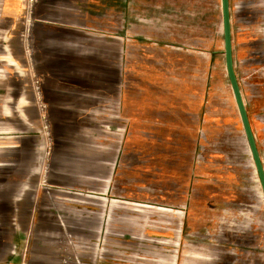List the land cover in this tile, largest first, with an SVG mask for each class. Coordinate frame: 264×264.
I'll use <instances>...</instances> for the list:
<instances>
[{"label": "crops", "instance_id": "0c3cea01", "mask_svg": "<svg viewBox=\"0 0 264 264\" xmlns=\"http://www.w3.org/2000/svg\"><path fill=\"white\" fill-rule=\"evenodd\" d=\"M203 1L201 8L200 0H191L192 28L200 27L201 17H207L208 25L212 21L214 28H223L222 1ZM109 2L0 0V264H135L130 252L119 248L124 236L105 226L118 230L120 225H131L134 212L124 210L135 205L168 209L163 202L168 198L169 182L175 186L171 191L182 198L190 180L192 235L198 237V246L202 238V247L207 249L203 255H193V264L200 259L211 263V250L229 239L216 232L217 201L212 198L209 166L195 162L197 131L214 113L205 106L210 93L206 86L215 79L205 57L175 62L181 66L178 72L169 71L163 58L145 57L143 67L129 74L133 82L127 91L111 96L108 102L119 110L117 117L122 122L118 128L125 133L111 139V144L119 145L114 157L118 166L115 162L110 174L97 168L91 175L102 182L99 191L92 194L89 187L56 182L51 179L54 170L41 168L39 136L33 130L39 129L41 114L50 106L41 84L62 70L59 66L66 61L65 47L55 46L53 40L60 29L86 33V28H92L89 22L101 18ZM200 8L207 15L200 16ZM229 12L234 70L247 106L264 70V0H229ZM158 42L159 38L152 41ZM222 54L231 87L224 36ZM191 63L197 66L194 76L201 81L197 87L186 78L191 74L184 72V65ZM49 87L55 89L53 84ZM12 114L14 120L9 118ZM25 127L32 133L24 134ZM27 139L32 144H26ZM165 146L174 149L168 151ZM255 220L241 221L249 237L246 242L231 240L229 248L225 247L224 251L234 255L229 264H264V223L259 228ZM108 241L110 246L104 243ZM138 256L151 257L155 264L167 263L166 256L158 252Z\"/></svg>", "mask_w": 264, "mask_h": 264}, {"label": "rangeland", "instance_id": "374dc122", "mask_svg": "<svg viewBox=\"0 0 264 264\" xmlns=\"http://www.w3.org/2000/svg\"><path fill=\"white\" fill-rule=\"evenodd\" d=\"M204 3L200 0L197 5L202 8ZM191 5V0H110L105 3L104 15L89 22L92 28H86V33L76 28L60 29L53 43L65 47L66 61L63 59L65 64L59 66L62 70L54 71L52 78L41 84L50 106L41 114L39 129L33 132L39 136L41 168L55 171L51 179L74 187H89L94 194L102 182H96L91 175L97 168L104 175L110 174L115 162L119 164L114 160L119 145L111 144V139L122 137L125 132L118 128L122 120L117 115L121 114L108 101L112 95L117 97L127 91L129 82H133V75L129 74L142 68L144 58L149 56L165 59L168 70L173 72L181 68L175 66L179 60L209 59L215 79L206 86L210 93L205 106L209 105L214 113L208 122L202 123L205 127L197 131L195 162L209 166L212 198L217 201L216 232L229 239L214 246L211 263L200 259L194 264H229L234 255L224 251L225 247L229 248L231 240L241 243L249 239L241 221L257 218V226L263 227L264 197L223 68V28H214L212 21V26L208 25L207 17L200 18V27L192 28ZM201 8L200 16L207 15ZM154 38L160 42L152 43ZM197 44L213 47L197 49ZM184 72L191 74L186 78L194 87L201 83L194 76L196 65H184ZM51 84L54 90L49 87ZM253 91L246 107L264 166V70L261 84ZM9 118L14 120L15 114ZM23 132L32 133L27 127ZM27 143L32 144V139H27ZM167 147L168 151L174 149ZM190 186L189 180L181 198L171 191L175 186L169 182L168 198L163 202L168 209L135 205L134 209L124 210L134 212L131 225H120L118 230L117 226H105L124 236L119 248L129 251L135 264H155L151 257L142 259L138 253L149 256L158 252L166 256V264H193V255L207 252L202 247L203 239L199 238L198 246V237L192 235ZM104 243L110 246L112 242Z\"/></svg>", "mask_w": 264, "mask_h": 264}, {"label": "water", "instance_id": "95a60500", "mask_svg": "<svg viewBox=\"0 0 264 264\" xmlns=\"http://www.w3.org/2000/svg\"><path fill=\"white\" fill-rule=\"evenodd\" d=\"M222 1V12H223V36H224V50H225V61L226 71L231 84L233 95L237 104L239 115L241 118L244 133L247 139L251 157L258 175L260 186L264 197V166L261 160L259 150L255 141L254 132L251 126V122L248 116L246 105L241 93V88L235 74L234 62H233V50H232V35L230 27V12H229V0Z\"/></svg>", "mask_w": 264, "mask_h": 264}, {"label": "built area", "instance_id": "2783aa9c", "mask_svg": "<svg viewBox=\"0 0 264 264\" xmlns=\"http://www.w3.org/2000/svg\"><path fill=\"white\" fill-rule=\"evenodd\" d=\"M33 0H29L30 3H32Z\"/></svg>", "mask_w": 264, "mask_h": 264}]
</instances>
